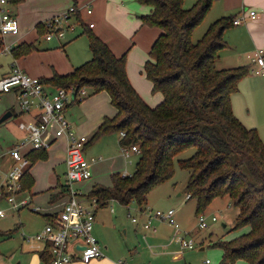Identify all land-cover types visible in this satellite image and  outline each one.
<instances>
[{
  "label": "trees",
  "instance_id": "obj_1",
  "mask_svg": "<svg viewBox=\"0 0 264 264\" xmlns=\"http://www.w3.org/2000/svg\"><path fill=\"white\" fill-rule=\"evenodd\" d=\"M24 0H7L18 5ZM150 7L139 16L141 24L158 28L143 70L160 102L148 107L128 83L124 55L115 57L106 44L80 25L88 42L90 58L64 76L40 79L53 88L86 87L89 94L106 92L115 114L103 118L84 148L102 135L123 132L120 146H136L133 171L128 176L113 173L109 186L93 185L86 197L98 207L108 200L121 206L134 201L142 209L148 191L172 174L171 160L185 149L190 157L177 160L188 173V200H195L196 215L202 214L213 198L227 197L238 210L233 228L247 227L238 238L212 244L221 250L220 264L241 258L246 264H264V145L252 128H245L232 115L229 95L247 75V66L216 69L213 62L225 47L222 33L231 26V16L211 23L194 43L190 34L206 14L213 0H195L182 9V0H138ZM37 30L44 32L42 24ZM40 32V33H41ZM32 48L20 43L10 54L17 58ZM31 165L45 160L44 151L27 153ZM32 179L25 172L21 186L29 189ZM67 194L65 186H58ZM9 233H0V238ZM44 263L48 256L41 253Z\"/></svg>",
  "mask_w": 264,
  "mask_h": 264
},
{
  "label": "rangeland",
  "instance_id": "obj_2",
  "mask_svg": "<svg viewBox=\"0 0 264 264\" xmlns=\"http://www.w3.org/2000/svg\"><path fill=\"white\" fill-rule=\"evenodd\" d=\"M194 2L195 0H182L181 8L189 9ZM23 5L27 7L26 11L34 12V15L27 17L16 16L19 23H25L21 27L24 31V39L18 44L25 43L32 46L29 52L18 59L17 65L25 73L39 79H48L53 75L64 76L76 67L72 65L77 63L79 59L80 63L89 59L87 37L85 30L80 25H74L73 31L65 30L63 37L57 39L53 37L50 41H46L44 32L40 31V33L36 27L45 18L58 15L72 6L81 9V6L88 5L91 11L90 15L85 16L80 10L82 23H93L94 28L89 30L90 33L104 42L115 57L124 55L126 78L138 97L148 107H154L160 102V93L152 91L151 82L143 70L144 63L148 60V51L159 32L156 27L141 24L138 18L150 12L149 5L138 0H24ZM233 14L235 12L229 15ZM218 18L220 17L212 11L205 14L192 30L190 41L194 43L199 39L207 27ZM232 28L229 27L227 30L230 31ZM12 39V37L6 36L5 43L8 44ZM226 39V35L224 38L222 37L224 42ZM61 46L62 48H60ZM231 51H235L231 44H227L218 50L213 62L216 69L244 66L241 64L234 65L235 58H237L236 53L233 62H230V59L227 60L223 52ZM10 61V54H0V74L7 68ZM251 74L249 70L247 75L238 81L237 90L229 95L230 110L242 126L255 130L264 145V92L260 85L251 89L252 92L248 91L247 83L259 79L258 76ZM255 83L259 84V82ZM87 95H89L88 90ZM8 105H13L12 116L0 124V155L14 140V138L9 137L7 128L10 126L12 129L13 123L17 124L18 121H21L19 116L23 114L12 94H0V116L3 109ZM120 139L119 132L113 131L100 136L86 146L82 153L84 160L100 159L88 167V180L70 185L72 191L78 190L86 196L93 184H99L95 186H109L111 174L119 173L128 176L132 173L137 153L135 155L129 152L128 157L124 158L122 149L128 145L120 146ZM50 150L48 149L47 153ZM192 153L193 149L188 148L172 158L171 176L148 191L146 195L147 205L151 211L173 210V217L178 229L183 231V233L176 234L175 242L180 237H184L190 239L194 247L186 251L189 252V258L185 259L186 264H203L204 259H207L210 264H219L221 250L212 244L218 241H232L244 234L247 227L234 229L233 222L238 215L237 208L232 205L227 197H216L210 200L202 212V215L208 219L213 216L215 221L207 220L205 228H197L195 200L193 198L184 199L188 173L186 170L180 169L177 164V160L186 159ZM52 156L53 158L56 157L53 154ZM52 162L53 160L47 157L45 160L35 161L30 167L33 179L30 187V192L33 194L32 205L20 209L18 212L6 213L5 217L0 218V233H9L8 238H0V264H41L36 257L33 258L27 252L25 247L28 242H23V235H32L39 231L44 224L42 214L58 208L59 203L64 200L60 198L52 203V198L56 196L57 191L55 188L50 189V187L54 186L55 183L56 185L65 183L63 166H52ZM59 191L61 192L60 189ZM32 206L37 207L38 210L31 211ZM127 210L131 216L137 218V206L134 201H130L125 207L114 201L107 202L106 205L95 210L97 225H103L102 234L108 237L116 252L121 250L123 245H126L125 249H128L132 244H135V239L131 235L132 224L126 217ZM162 226H164V233H169L171 236L173 229L168 225ZM125 230H127V235L123 233ZM96 239L98 244L102 246V239ZM200 247H203V250H198ZM231 264L246 263L243 259L237 258Z\"/></svg>",
  "mask_w": 264,
  "mask_h": 264
},
{
  "label": "built area",
  "instance_id": "obj_3",
  "mask_svg": "<svg viewBox=\"0 0 264 264\" xmlns=\"http://www.w3.org/2000/svg\"><path fill=\"white\" fill-rule=\"evenodd\" d=\"M6 4L7 0H0V54L2 55L10 54L11 50L10 44H5L4 37L18 33L16 19L3 8ZM245 12L250 19L255 17L253 11ZM85 13H90L88 6L85 7ZM78 15L79 9L70 7L44 20L42 23L44 39L61 38L65 30L73 31L74 25L82 24L88 29L92 27L90 23L83 24ZM241 18L232 19L231 25H238ZM248 59L256 65V68L251 69L250 72L255 75H264L262 51L254 50ZM8 92L13 93L21 113L33 114V121L17 123V129L23 132L22 138L16 139L0 155V218L5 217L6 213L18 212L20 209L31 206L30 194L21 186L22 177L31 166L27 153L30 151L46 152L56 140L63 138L65 140L64 186L67 191V200L51 222H47L32 235H23V242H36L42 246L43 250H46L48 260L44 264H70L75 259L86 264L91 260L102 258V249L92 235L94 212L98 208L96 199L88 198L78 190L70 189L72 183L88 180L89 163L100 159L90 158L88 162L84 160L82 153L88 139L83 135H78L65 116V110L69 105L76 104L88 96L87 88H76L73 85L53 88L41 82L39 78L23 72L13 61L9 72L0 78V94ZM123 135V132H119L120 138ZM122 152L124 158L128 157L129 152L138 153L136 146L124 147ZM120 176L126 175L121 174ZM184 199L188 200V195H185ZM112 201L114 200L107 202ZM31 209L37 210L35 207ZM110 209L112 210L111 206ZM126 217L132 223L137 220L130 215L128 210ZM152 220L166 222L175 234H179L173 210L146 211L142 227L144 229L151 227ZM207 220L214 222L215 218L212 216L208 219L202 214L196 215L197 228H205ZM178 244L182 250L194 248L190 239L184 237L179 238ZM77 246H81L82 249L77 250ZM116 264L128 263L117 260ZM204 264L210 263L205 259Z\"/></svg>",
  "mask_w": 264,
  "mask_h": 264
},
{
  "label": "crops",
  "instance_id": "obj_4",
  "mask_svg": "<svg viewBox=\"0 0 264 264\" xmlns=\"http://www.w3.org/2000/svg\"><path fill=\"white\" fill-rule=\"evenodd\" d=\"M23 3L24 1L18 5L12 6L13 8L11 7V4H6L5 6H3V8L6 9L9 12V14L12 15L16 19L17 24H18V33L16 35H7L13 38L12 41L8 42V44H10L11 46V49L15 46V44L17 45L19 42H21L24 39V34H23L24 31H22L21 27H23L25 23L24 24L19 23L16 16L22 15L24 17H27L29 15H34L33 14L34 12L30 10L26 11L27 7L23 5ZM87 6L88 5H84L80 7L81 9H79V15H78L79 18H81L80 10L83 12L85 16L90 15L91 11L89 14L85 13V7ZM72 7H75V6H72ZM211 11L218 17L231 16L233 19L242 17L238 25L230 26V27H233L232 30L228 31L226 29V31L225 30L223 31L222 37L224 38L226 35V38H227L225 41V45L227 46V44H231V46H233V49L235 50V51L223 52V53H225L224 56L227 58V60L230 59V62L234 61V57L236 53L237 58H235L234 65L241 64V65L247 66L248 70L256 68V65L249 61L248 56L254 50L258 49L262 51V57L264 60V0H213L207 13ZM245 11H253L255 17L253 19H250L247 16V13ZM234 12L235 14L229 15ZM47 18H45L44 20H46ZM41 22L39 24L43 23ZM88 23L92 24V27L89 28V30L93 29L94 28L93 23L91 22H88ZM5 37H4V42H5ZM50 40H46V41H50ZM58 42L60 43V41ZM60 48H62V46ZM89 56H90V53H89ZM18 59L19 57L14 58L11 56V61L9 65H7V68L0 74V78L9 72L10 65L13 61L15 62L16 65L18 64ZM80 62L81 61L79 59V61H77V63H75L72 66H77ZM251 75L255 76V74H251ZM256 76H258L259 79L258 80L255 79L251 82H248L247 89L249 92H252L251 89H254L257 85H260V87L263 88V92H264V75H256ZM255 82H259V84ZM9 93L12 94V96L14 97L12 92L4 93V94H9ZM12 107L13 105L11 106L8 105L7 107H5L8 109H5V108L3 109L1 116L5 112H9L10 115L5 120L0 122V124L12 116V110H11ZM114 114H115V110L110 105L109 97L104 91L89 94L85 99H83L82 101L76 104L69 105L65 110V116L67 120L69 121V123L72 125L74 131L78 135L85 136L87 139L88 137L90 138V136L92 135V133L94 132V130L96 129V127L102 121L103 118H111L114 116ZM19 118L22 120L18 122L29 123L33 121V114H30V113L20 114ZM16 125H17L16 123H13L14 127L12 129L10 128V126L7 128L9 137L14 138L13 142H15L16 139L18 138H22L23 136V132L19 131ZM64 148H65V140L63 138H60L56 140V142L49 148L51 149L49 153H47V151L45 152L46 158L48 157L49 159L53 160L51 164L52 166H56V165L63 166V176L65 172V166L63 163ZM52 154L56 157L53 158ZM96 162L89 163V166L95 164ZM28 174L30 178L32 179L30 168H29ZM32 183H33V179H32ZM93 185H99V184H93ZM93 185H91L90 188ZM109 185H110V182H109ZM58 186L59 187L64 186V184L56 185L55 183L54 186L52 185V187H50V189L55 188L57 191L56 196L52 198V203L56 202L60 198H63L64 200H62L59 203L58 208L48 210L46 213L42 214V217L44 219L43 225H45L47 222H51L54 219V217L57 216V214L59 213L61 209L62 204L67 200V194L61 195V192L59 191ZM27 191L30 194L31 205H32V195L33 194L30 192V188L27 189ZM35 208L37 209V207ZM37 210L31 209V211H37ZM146 211H151L149 209V205H147V200H145V204L142 209H139L137 207L136 212L138 213V216L136 218L137 219L136 222L132 223L129 220V222L132 224L131 235L135 239V244H132L131 247H129L128 249H125L126 245H123L121 250H119L118 252L115 251L113 245L109 242L108 237L102 234V230L104 227L103 225L102 226L97 225L96 218H95L96 212H94L92 235L95 239L96 238L102 239L103 245L100 247L102 249L103 256L100 259L91 260L86 264H116L117 260L125 261L128 264H186L185 259L187 260L189 258V252H186L187 251L186 249H183V250L180 249L178 241L175 242L176 234L174 231H172L171 236L169 235V233H164V230H163L164 226L162 225H168L166 222L164 221L159 222L157 220H152L151 227L146 228V229L142 227V224L145 220ZM179 232L183 233V231H180V230ZM123 233L127 235V230L123 231ZM131 240H132V237H131ZM24 243H27V242H24ZM25 248L27 252L32 255L33 258L36 257L38 261L41 262V264H44V261L41 256L43 249L40 244L36 242H28ZM200 248H202L203 250V247H200ZM70 264H83V263L75 259Z\"/></svg>",
  "mask_w": 264,
  "mask_h": 264
},
{
  "label": "water",
  "instance_id": "obj_5",
  "mask_svg": "<svg viewBox=\"0 0 264 264\" xmlns=\"http://www.w3.org/2000/svg\"><path fill=\"white\" fill-rule=\"evenodd\" d=\"M10 113L9 112H5L1 117H0V122H2L3 120H5L7 117H9ZM77 250H81L82 247L81 246H77L76 247ZM199 250H202V248H199Z\"/></svg>",
  "mask_w": 264,
  "mask_h": 264
}]
</instances>
